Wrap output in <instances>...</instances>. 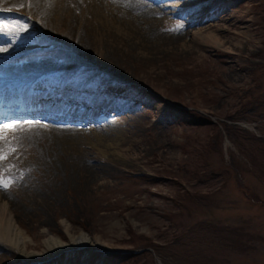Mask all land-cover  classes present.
I'll list each match as a JSON object with an SVG mask.
<instances>
[{
    "label": "rangeland",
    "instance_id": "374dc122",
    "mask_svg": "<svg viewBox=\"0 0 264 264\" xmlns=\"http://www.w3.org/2000/svg\"><path fill=\"white\" fill-rule=\"evenodd\" d=\"M155 3L164 7V18L153 36L181 31L174 46L162 44L161 38L153 46L129 42L88 17V28L101 33L88 30V57L77 55L72 38H62L45 61L48 67L23 76L42 80L47 73L66 72L78 64L71 54L76 53L92 70L82 69L80 75L97 77L81 88L80 97L95 89L87 101L76 108L63 104V110L81 114L87 102L129 110L120 120L105 114L89 124L111 126L114 134L107 141L118 142L120 154L102 155L88 134H79L78 148L96 173L89 182L76 179L83 159L56 145L50 149L49 139L25 141L5 131L7 141H0V149L15 151L0 162V176L8 182L7 190L0 188L6 196L0 202L11 201L7 211L23 233L25 253L45 257V263L30 264H99L95 258L103 251L110 254L101 264H264V0ZM186 5L197 9L189 12ZM9 16L15 20L2 24L12 34L3 48L15 49L17 43L14 52L20 49L21 56L12 57L16 62L9 66L0 63V71L12 72L17 62L27 61L22 47L29 39L20 34L24 29L43 33L34 31L38 22L23 10L12 9ZM118 19L113 20L122 22ZM54 32L58 37L66 33L60 26ZM39 42L36 37L32 43ZM42 48L31 50L46 57ZM141 50L151 53L145 56ZM117 82L124 91L104 86ZM55 83L58 79L47 81L44 94L55 93ZM71 99L76 101L58 100ZM116 119L123 122L113 123ZM133 147L143 150L136 154ZM48 152L58 154L51 161ZM81 237L85 245L53 251ZM25 255L0 243V264H29Z\"/></svg>",
    "mask_w": 264,
    "mask_h": 264
},
{
    "label": "bare ground",
    "instance_id": "6f19581e",
    "mask_svg": "<svg viewBox=\"0 0 264 264\" xmlns=\"http://www.w3.org/2000/svg\"><path fill=\"white\" fill-rule=\"evenodd\" d=\"M156 1L157 0H149V1H145V0H0V7L7 6L11 8H19L25 11L26 13L31 15L32 18L33 17L35 18V21L38 22L40 28H42L41 25L46 27L47 36L50 35V33H52L51 35L54 36V38L59 39L60 41L62 38L64 39L66 37L72 38L75 41L76 46L78 47V49L75 48L76 53L80 55L84 53L83 55L85 57H88L90 55V53L86 51L89 41L87 39L88 30H92L97 36L101 35L97 27L89 25L90 27L88 28V24H87L88 17H91L92 20L96 19L98 23L101 22L104 25V27L105 26L113 27L117 31V33L125 37L126 38L125 40L129 42H139L142 44L146 43L148 45L153 46L154 42H157L156 41L158 40L157 38H161L159 40L160 42H162V44L165 41L169 43V45L173 44V46L175 45V42L179 43L183 36L181 31L178 35H176L177 33H174L175 35H172L171 37L162 35V37L156 36L154 38L153 35L155 34L157 35L159 33L160 30L159 27L162 25V24L160 25L161 23L160 20L164 18V16L162 15L163 13L162 9L164 7L162 8L159 5L154 6V4H157L155 3ZM186 7L187 9H189V12H193L197 9L196 5H193L191 7L186 5ZM181 8L185 9V7H181ZM185 13L186 12L184 11V14ZM176 14L184 15L181 14V12H177ZM81 18H83V22L80 21ZM117 18H119L118 20L121 19L122 22H115L113 20ZM194 19L195 22L199 20L198 17H195ZM201 19L203 20L204 17ZM192 22H190L189 20L186 22V24L189 26ZM121 23H123L124 25L127 23L129 28L126 27L123 28ZM56 26H60V28L63 27L66 33L63 34V36L58 37L54 32L56 30ZM80 27H82L83 29L79 30ZM199 32L198 35L200 34ZM35 38L36 37H32V36L26 38L29 39L28 41L29 45L25 46V48L23 49L22 56L28 61L26 63H23L25 61L17 62V64H15V69H14L15 74L20 75L21 73H28L30 69L33 67V65L34 67L47 66L45 61H48V57L41 56L42 58L39 59L38 51H34L30 49V46L31 44H33L32 42ZM207 38H212V34H208ZM38 40L41 42V39L38 38ZM169 47L171 48V46H167V48ZM14 50H10L9 52L10 53L21 52V50H18L19 52L18 51L14 52ZM5 52L6 49L0 47V54ZM149 53H151L150 50ZM149 53L145 50H141V54L145 56H148L147 54ZM111 55H112V49H109L107 56L109 57ZM13 57H16L18 59L19 55ZM62 58H66V56L64 55L62 56ZM30 74H34V73H30ZM104 86L111 87L112 89L117 91H121L122 89H123L122 91H124L125 89V87L121 86L119 82L109 86H107V84L105 83ZM75 102H76L75 100L71 99V100H66L64 102L59 101L58 102L59 104L57 102L53 105L52 103L47 104L44 107H42L43 110H38V109L36 110L37 112L40 113H44V112L48 113L47 115L48 117H45L46 114L42 115L43 120L45 119L47 120V122H39V123L33 122L30 124L16 122L20 124L21 128L20 130L14 131L13 133H15L17 136H19L22 140L25 141H30V140L32 141L34 139L38 140V138H44V140L49 139L50 149L51 147L54 148V145H56V147L62 149L61 152H65L68 156L73 157L74 155V157H78V159H83L81 166H79L78 173L76 174L77 177L76 179L78 180V182L81 181L89 182L94 178H96L95 177L96 173L92 168L88 167L89 164L85 160V157H87L85 156L86 153H83L82 151H80L81 149L78 148L80 145L79 134H88L89 135L88 139L91 142L92 146L102 155L107 153L111 155L114 153L120 154L119 153L120 144L116 141H114L115 143L107 141L108 137L111 138L114 134L113 129H111V126L107 127V125H101L99 123H96L97 126L95 123H92V125L90 126L88 125L87 119L85 118L84 115L76 114V113L73 114L68 111H65V109L63 110V104H65V106L68 107L69 105H74ZM97 106L99 107V105ZM103 109H104L103 113L109 115L110 117L118 118L119 120L122 119V116L128 117L126 116V114L129 110H125L123 106L121 107L119 105L113 104L110 105L109 107H104ZM77 110H79V108H77ZM90 117H97V116L90 115L88 118L90 119ZM118 119H116L115 122L113 121V123L123 122V121L119 122ZM94 121L97 122V119L94 118ZM59 149L57 150L59 151ZM136 149L133 147V151H135L136 154H139L140 150H143L140 149L139 152H137L138 150ZM56 154L58 153L55 152L54 154L53 152H48V154L46 155L48 156L49 160L52 161V157L55 158L54 156ZM53 161L55 162V159ZM76 168H78V166ZM65 179L69 180L70 178L65 177ZM0 196L6 197L3 196V194H0ZM10 203H11L10 200L3 203L0 202V243L25 255L26 253L24 251V247L21 245V240L23 239V233L14 226L12 218L9 215L10 213L9 211H7V207ZM73 241L76 240L73 239ZM85 244H86V238L81 237L80 240H78V242L77 241L74 242L71 245V247L70 245L55 246V248H53V251L57 253L59 250L62 249L64 250L67 248H74V247L78 248ZM25 257H26L25 258L26 261L29 264L35 262H41V263L46 262L45 257L41 254H33V253L26 254Z\"/></svg>",
    "mask_w": 264,
    "mask_h": 264
},
{
    "label": "snow or ice",
    "instance_id": "6c2138e0",
    "mask_svg": "<svg viewBox=\"0 0 264 264\" xmlns=\"http://www.w3.org/2000/svg\"><path fill=\"white\" fill-rule=\"evenodd\" d=\"M6 26H0V33L4 32ZM27 123H33L32 121H28ZM21 126L19 123H12V124H0V141H7V137L5 136V131L14 132L20 130ZM11 151H15L14 148L10 149ZM10 152L8 154H10ZM3 152V149H0V162L7 159V155ZM0 188L7 190L8 189V182L0 176Z\"/></svg>",
    "mask_w": 264,
    "mask_h": 264
},
{
    "label": "trees",
    "instance_id": "16d2710c",
    "mask_svg": "<svg viewBox=\"0 0 264 264\" xmlns=\"http://www.w3.org/2000/svg\"><path fill=\"white\" fill-rule=\"evenodd\" d=\"M225 245H227V244H225ZM228 245H229L230 248L233 246V244L231 243V241H230V243H228Z\"/></svg>",
    "mask_w": 264,
    "mask_h": 264
}]
</instances>
